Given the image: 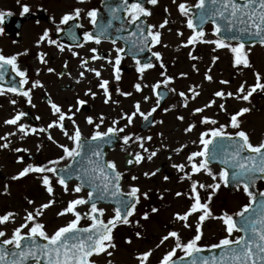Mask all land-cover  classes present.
Returning a JSON list of instances; mask_svg holds the SVG:
<instances>
[{
  "label": "snow or ice",
  "instance_id": "6c2138e0",
  "mask_svg": "<svg viewBox=\"0 0 264 264\" xmlns=\"http://www.w3.org/2000/svg\"><path fill=\"white\" fill-rule=\"evenodd\" d=\"M80 3H84L85 0H78ZM158 0H147L148 4L156 5ZM175 2V0H173ZM197 9H200L199 22L201 25L211 22L214 26L212 35L216 36L217 39L209 40L206 39V33L201 28L196 30L194 26L193 19H189L187 26L193 29V35L188 38L187 44L195 45L196 43L204 44H214L216 49L228 48L234 54V67L243 65L248 67L249 61L247 59V54L245 53V44L237 43L235 46L230 44L228 41L239 40L243 35L247 34L251 37L258 38V43L264 46V0H198L195 5ZM179 11L182 15H188L189 8L181 3L178 6ZM29 8L27 6L23 7V12L27 13ZM82 9L76 8L70 14H65L61 19V24L67 25L70 21H76L81 18ZM123 11L127 13V23L129 25L135 26L136 31L130 33L131 36L137 37V40L132 42V46L128 49V52L134 56L140 52H143L148 48L149 38H151L152 45L161 43V32L156 29V25H148L145 34V29L142 23H138L141 17H148L152 13L139 2L129 3V0H122V4L116 8L112 9L113 14L116 12ZM87 17L90 18V22L95 26L97 22V11L89 10L86 13ZM3 20V15L0 14V22ZM217 21H222L223 25L217 23ZM168 23L167 20L159 25V28H164ZM81 25L77 24L76 27ZM111 26V22L107 26H101L98 30V35H94L92 32L84 33L85 42H94L99 45L101 43V37L105 36L107 27ZM239 26V27H238ZM123 29V25L121 29ZM59 30V29H58ZM235 30V31H234ZM2 31V30H0ZM231 33V35L226 36L225 39H220L221 32ZM182 35V33H178ZM48 36L47 31L41 37V41L46 39ZM117 37L116 39H120ZM142 38V39H140ZM116 39L112 40V43H116ZM49 43H56L55 41H49ZM60 47L59 45H57ZM83 47V44L78 45ZM150 50V49H149ZM215 50V49H214ZM60 51H64L63 47H60ZM92 53H96L95 48L91 49ZM116 58L115 60H108L109 64H112L114 69L115 80H120V64L123 59L121 53L125 52L124 48H116ZM73 56L78 55V53L73 52ZM152 55L157 61L161 60V54L158 52H153ZM41 63H46L43 55L40 57ZM93 60L103 59L102 56L93 55ZM192 59H197V57H192ZM218 59V57H213V63ZM17 57H5L0 53V68L5 65H11L13 71L17 76L21 78V87H10L7 91L15 93L17 95L26 97L28 103L31 104L32 97L30 95V90L25 91L23 85L28 83L26 78V71H22L18 68L16 64ZM89 61L87 59L82 60L81 66L84 67L88 65ZM137 72L143 75L147 69L153 68L155 65L151 62L146 64H141L139 60L136 61ZM67 68V64L64 65ZM160 67L163 69L165 66L161 62ZM95 73L96 77L101 76V72L97 69L90 68L86 69ZM49 72H53L54 69L49 68ZM209 72L211 69L208 70ZM80 75L83 77L84 73L81 72ZM162 75H166L162 73ZM186 74L181 73V76ZM2 78V76H0ZM205 79L212 81L211 75H205ZM264 77H261L259 73H256V84L250 89L245 88L244 84H241L237 89L236 93L224 91H216L213 95L215 97L227 98L233 97L237 100H242L245 102H250L249 98L253 95L257 89L264 91V83L261 81ZM172 82L171 77L165 78V85ZM221 84H227L228 81L221 80ZM109 81L101 80L100 88L104 90L105 101L107 104L111 100V95L108 89ZM42 86L39 82L33 84V87ZM148 85H144L147 87ZM155 91L160 87V83L151 86ZM135 89L137 92L142 91V86L140 83L135 84ZM175 91V89H172ZM192 99H195L200 95L195 88L191 89ZM4 94V90L0 89V95ZM91 94L95 97V93L91 90L86 92L85 95ZM121 95L130 96L132 93H120ZM180 97H183L187 101V97L184 92L178 93ZM145 102L149 100V97H144ZM13 104L16 101H12ZM77 105L83 106L86 104L84 100H77ZM159 99L156 101V107H153L150 111L145 113L141 110V103L137 101L134 104V111L131 114H123L120 119L125 120L126 124L124 127H117L120 124V120H113L112 126L108 127L106 132H100L98 129L100 125L104 123L105 117H99L100 123L97 124L91 116L86 118V122L89 125H94L96 129L90 138H85L78 125H76L73 119L75 113L72 108H69L68 112L71 115L63 112L61 108L55 103L51 104L53 114L57 116V120L52 121L48 124L47 128H40V132H47L48 129L53 127H58L63 135L71 141V146L67 144L57 143L51 134L48 135V139L57 147L62 149V155L59 159L50 160L47 165L33 166L29 165L18 173V175L13 176V180L20 179L29 174V172L35 173H52L57 177V183L63 186L64 191L68 192V181L75 178L79 183L72 190L75 193H80L85 187L89 190L87 192V198H78L69 201L67 207L58 213V216H64L66 214H72L75 218L68 222L65 226L59 227L51 235L47 233L46 226L44 223L40 222V217L44 215V210L48 209L55 203L54 200H49L48 203L40 205L33 211H27L26 215L23 217V223L19 227H16L10 238L0 240V264H28V261H34L35 264H93L91 257L93 255L107 254L112 255L109 249H114L116 245L113 243V229L118 224L128 225L131 223L130 217H132L136 212V206L140 203L141 197L144 199H149L148 192H141V189L137 186H131L127 193H124L121 189V180L123 179V173H121L114 161H103V149L102 143H95L97 141L103 143H111L113 138L119 139L120 133L125 132V128L133 124V121L137 115L143 118L144 121H148L149 117L156 112L157 107H159ZM215 100H211L204 107L196 108L193 115L197 113H203L206 108L212 107L215 104ZM187 107V102L184 104ZM34 107V105H33ZM221 110L226 111L225 105L222 103L219 105ZM76 111H80V107H76ZM167 111V110H165ZM250 111L249 108L244 107L239 109L238 112L231 115L230 122L228 125L220 124L219 127L209 128V130L203 131L199 134V145L202 146L201 150L193 152L188 156V161L191 165V174L185 173L184 179L192 180V175L205 172L207 175L211 176L215 181L217 180V175L214 174L209 167L210 163L213 161H218L222 165H230L233 169L231 173V181L237 185L243 186V192L249 197L250 203L242 208L241 211L230 215L225 212L219 217L212 216L211 209L209 208V203H211V195L208 197L206 203H201L200 194L198 188H210L214 194L219 188L220 183L213 185L200 184L197 181H192L191 192L192 195L189 197L193 202L188 209L183 214L176 213L174 219L183 223L184 228H190L192 225L188 223L189 217L194 213H201L198 217V226L195 229V235L188 240L186 243L182 242V238L177 231H170L167 235L163 236L160 240V244L157 247L163 245L170 238L174 239L175 247L168 251L160 260L159 264H176L173 257L176 255L177 249L185 253L186 256L193 257L191 264H264V199H261L257 203V194H254L250 189L254 187L257 179H264V140L257 144L251 142V138L247 132L241 128L242 121L238 117L243 116L245 113ZM25 115L24 112H19L10 119L4 121L7 125H15L18 131L27 135L26 126L20 124L19 121ZM39 119V117L37 118ZM70 120L73 123V131L69 133L64 125L65 120ZM178 120H183V116H178ZM163 121H160L162 123ZM204 125H216L217 120L210 117H203L200 121ZM197 125L195 123H190L184 131L186 133H191ZM231 127L236 131L234 133H228L226 129ZM32 133H36L37 129L32 128ZM9 135H15V133H9ZM136 141L140 142V147L144 148L143 141L145 139L151 140L152 137H139L137 136ZM0 140L8 141L7 136L0 137ZM123 143L127 145L130 140H133L132 135H124L122 137ZM227 141V143H224ZM10 141L0 144V148H8ZM196 143V141H193ZM17 152L26 151L24 149H16ZM147 152L148 149L144 148ZM178 153L182 149L176 150ZM247 153V155H245ZM157 151H152L147 159L151 160L156 156ZM79 158V160H78ZM197 158H200L197 160ZM144 159L140 154H136L135 163L139 164ZM63 160H71L73 163L67 165L64 168H58L57 166ZM87 163H84V161ZM131 163V161H130ZM78 165L73 167V165ZM51 165V166H49ZM179 171L184 172L185 165H173ZM63 173V174H61ZM145 177H150L156 175L155 172L144 173ZM219 180L227 185L229 183V172L227 168H222L218 174ZM132 180H137V176H132ZM167 180L168 177H165ZM42 183L46 191L51 196L53 194L52 180L48 175L42 176ZM7 188V186H6ZM177 197L184 195V193L177 192ZM258 195L264 198V192L258 193ZM114 201L116 207L114 208V215L111 219H103L105 214L104 208H98L97 204L100 201L108 200ZM162 198V197H161ZM31 205L34 203L32 200H28ZM252 204H256L255 208H252ZM79 205H90L89 210L85 213H80L77 211V206ZM251 212L253 215H246ZM152 213L158 212V209L153 207L151 209ZM17 214L13 212H8L3 216H0V225L6 224L10 220L14 222L15 216ZM149 214L144 213L142 219H148ZM87 217L91 220V224L87 228L79 227L82 218ZM212 217L213 219H218L222 221L225 226V232L227 235L219 241L218 244L212 245V248L223 249L219 258L212 257L211 259L207 257H196L194 254L203 251L201 247L198 246V242L202 239L203 232L201 230V225L206 220V218ZM239 217V222L235 219ZM138 223V222H137ZM24 229H28L27 233H24ZM240 232L244 235L233 239V233ZM7 234L4 231H0V238L5 237ZM137 238H140V233H136ZM41 238L47 241L46 244H39L37 238ZM27 241V243H25ZM131 240H127L126 243H131ZM5 245H12L15 250H8L4 248ZM152 252L146 251L137 257L139 264H148L149 258ZM11 257V259H9ZM183 257H181V260ZM111 264V261H109Z\"/></svg>",
  "mask_w": 264,
  "mask_h": 264
},
{
  "label": "rangeland",
  "instance_id": "374dc122",
  "mask_svg": "<svg viewBox=\"0 0 264 264\" xmlns=\"http://www.w3.org/2000/svg\"><path fill=\"white\" fill-rule=\"evenodd\" d=\"M184 3L186 6L194 4V0H158L156 5H151L150 9L154 12V15L151 19L152 25H156V29L161 32V43H160V51L165 55L169 56L170 58H174L175 62H177L178 67H181L182 69L179 70L178 67L176 68V76L180 77H187V80L190 82H193V76H196V79L200 81V86L197 85V88H200V95L198 96L199 102L197 103V108L204 107L206 104H208L211 100H215L216 103L212 105V107L207 108L206 115H211L212 119H215L218 121V123H222L224 121V118L222 117L223 114L226 115H233L236 112L239 111V109L247 107L250 109L248 113H245L243 116L238 117L239 120L242 121L241 128L247 132L251 138V142L253 144L259 143L264 138V98L259 99V95L264 96V91H261L260 89L257 92H254L253 95L249 98L250 102H245L242 100L234 99L233 97H227V99L224 101L223 98L215 97L213 94L216 91H224L236 93L237 89L241 84L245 85L246 90L250 89L252 86L256 84V73H259L261 77H264V48L262 47H252L250 49L244 50L247 53V59L249 61V65L246 69H243L237 73V69L230 66V60L233 59V53L230 51V49L225 48L221 52H219L216 56L218 59L215 61V67L216 70L213 71L212 81H208L205 79V75H210L209 72L206 71V64H207V57L205 53H210V49L212 48L211 45H207L204 43H196L195 50L197 52L194 53V56H198L197 59H187V51L189 48L191 49L190 44L185 47L184 42L188 40L190 36H192V33L189 32L186 29V21L187 16L182 15L179 11V4ZM167 20L168 23L165 25L164 28H159V25L164 23V21ZM211 28H206L205 33L206 39L214 40L213 38H209V33H211ZM178 33H182V35H179ZM211 61L213 62V57L210 56ZM196 61V63L194 62ZM196 64V69L190 72V75L188 74L189 70L192 65ZM219 64L217 66L216 64ZM55 66V65H53ZM221 69L222 73L221 76L217 75V69ZM224 71V72H223ZM181 73L186 74L185 76H181ZM197 74V75H196ZM223 76V77H222ZM219 80V81H218ZM225 80L229 83L227 84H221L220 81ZM165 79L158 80L156 79V76L150 77V82L153 83V85L157 83H164ZM180 81V80H179ZM196 81V80H195ZM264 83V80L261 81ZM184 84L181 80L179 82V85ZM184 87H186L184 85ZM109 88V86H108ZM65 90V97L61 96V93L57 94L54 93V97L56 100L50 101L51 103H55L56 105L59 104L61 107L63 105H69L72 108V111L75 113V107L77 105L75 98H80L84 101H86V104L88 106H91L90 112L88 113V117L91 116L95 123H97V120L99 117H107L108 115H112V103L109 101V103L105 104V96H104V90L100 91V94L95 92L94 89L91 86H80L74 84L73 82H69L68 87L64 88ZM91 90L92 93H95V97H93L91 94L89 95H83L86 92H89ZM43 92L38 96L40 105L42 106L43 110H37L36 113L39 116L38 124L40 128H47L48 124L51 123L54 120H51L48 116V107L46 103L43 101ZM145 97H147L145 95ZM16 101V100H14ZM137 102V97L135 101H129L128 104L123 103V106L120 108L125 113H132L134 111V104ZM225 105V109L221 110L219 108L220 104ZM149 102H145V100L141 101L142 108H148ZM24 104H18L13 107V112H21L22 107ZM6 104H2V107H0V136L8 135L11 133L10 128H8V125L5 126L4 121L6 119L12 118L11 115L9 116V111L5 110ZM142 110V109H141ZM47 117V118H46ZM38 118V117H37ZM36 118V119H37ZM84 114L79 113L77 117L74 118L76 125L79 126L83 137L89 136V134L93 131L94 125H89L88 123L84 122ZM118 120H120L119 127H124L126 124L125 120H121L118 117ZM138 120L137 117H135L133 124L129 125L125 128L126 130H130L134 127L135 122ZM230 122V121H229ZM228 122V124H229ZM65 125L67 124L66 121L63 122ZM21 124L27 126L25 120L21 121ZM227 124V125H228ZM105 125H101L100 127H103ZM7 127V129H6ZM66 129L69 133L73 131V125H66ZM228 130H235L231 127H228ZM125 133V132H124ZM51 134L53 139L59 143V144H67L71 146L70 143H67L64 140V135L61 132V130H58L56 127H53L51 129H48V135ZM48 135H44L43 132L39 131V134H35L34 137L29 135H23L21 137L20 134V142H19V149H24L26 151H22V153H40V156L42 157L47 153V150H51L54 153V156H57L61 152L60 148L57 147V144H54L52 141L48 139ZM15 141V140H13ZM156 141V139H154ZM5 140H0V144L5 143ZM138 144L134 146H129L128 150L134 152L138 147ZM41 147L43 151L41 150ZM125 147L123 145L118 146L110 155L109 160L114 161L117 165V168L119 169V165L122 162L120 152ZM178 148V147H175ZM0 162H7L6 158L4 157L5 152L2 151ZM35 154V155H36ZM34 155V156H35ZM187 155H182L181 160H185ZM12 166H6L5 169L9 172H14L15 168H17L16 165L11 164ZM150 166V169L155 167V163H150V165H147V162H143L140 165H137L132 172L134 174H142V172H146L147 167ZM5 170V171H6ZM134 174L128 175L127 179L125 180L129 181L131 180V175L134 176ZM160 178V176H159ZM161 179V178H160ZM145 180H140L139 184L143 186ZM199 181V179L197 180ZM217 181H214V184ZM3 185L10 184L8 182L2 183ZM138 185V187H141ZM168 187L170 185H167ZM181 190L180 186H172L171 187V194L168 196V198L164 201L165 206L162 207L158 206V212L153 213L150 215L147 208H142V204L138 205L136 208V214L135 217V224L142 226V229L139 231L140 238H131L129 237V240L132 242L126 243L125 241V233L120 234L122 231V228H118L113 232V235L115 236L117 243L115 244L116 247L114 249H110L109 251L112 252L111 256H108L105 254L100 255H94L91 258V261L93 264H109V261H111V264H139V261L137 260V257L140 256L142 253L146 251H151L152 255L149 258L148 264H159L162 257L170 251L173 247H175L174 239L171 238L168 241H166L163 245L160 247H157L158 244H160V240L163 236L166 235L168 228L170 224H173L174 228L173 231L179 232L182 242L186 243L188 240H190L195 235V229L198 226V217L199 215H192L189 217L188 223L192 225L190 228H184L183 223L180 221L174 220V216L176 213L183 214L184 211L180 208V200L176 199V193ZM211 195V212L212 216L219 217L223 215L225 212L232 215L237 213L241 206L246 203V196L241 192L237 191L234 194H229V198L226 197V195L222 192H215ZM172 196V197H171ZM223 199H225L227 202H223ZM2 199H0V204H2ZM161 203V201H160ZM156 205V204H155ZM80 207L77 206V211L80 212ZM109 209H105V212H108ZM147 212L149 214L148 219H142L144 213ZM110 218V214H107ZM54 218H58L57 224H54L53 227H50L49 230H55V228H59L63 223L70 222L75 217L69 213V218H63L58 215L53 216ZM84 222V221H83ZM138 222V223H137ZM171 226L170 228H172ZM203 232V236L201 239V243L199 245L202 247L212 245L215 243H219L221 239H223L227 233L225 232V226L223 225L222 221L218 219H213L212 217L206 218L205 222L202 224L201 228ZM118 235V236H117ZM117 236V237H116ZM124 236V237H122ZM235 238V234L233 233V237Z\"/></svg>",
  "mask_w": 264,
  "mask_h": 264
},
{
  "label": "flooded vegetation",
  "instance_id": "af4514ba",
  "mask_svg": "<svg viewBox=\"0 0 264 264\" xmlns=\"http://www.w3.org/2000/svg\"><path fill=\"white\" fill-rule=\"evenodd\" d=\"M103 0H85L84 3L78 2V0H0V14L3 15V20L0 22V53L5 57L16 56V64L18 68L22 71H26V78L28 83L23 85L25 91L30 90V95L32 97L31 104L29 108L36 112L42 106L40 105L38 94L42 92H48V96L56 100L54 93H61L62 97H65V87H68L69 82H73L76 85L81 86H91L95 92L100 94V82L103 80V76L110 82L113 86L111 99L117 101L122 97H127L121 95L120 93H132L130 95L131 100L136 96V89L133 88L135 84L140 83L143 85L142 93L148 92L150 86L144 87V85L149 84L150 80L148 71L155 70V66L151 69H147L143 75L137 72V64L135 60L130 57H123L120 64V80L117 81L114 78V71L112 64L108 63V60H115L116 58V48H122L121 41H116L115 44L112 40L101 38V43L99 45L94 42H85L84 33L90 32L93 28L90 18L87 17L86 13L89 10L97 11V23L99 27L107 26L111 22V26L107 27L106 34L107 37H121L126 38L133 30V26L127 23L128 17L127 13L124 12L123 16H119L116 12L115 15L112 12V6L104 5ZM27 6L29 11L27 13L23 12V7ZM145 7L152 13L150 16L146 17L148 25H152L151 19L154 12L149 8L150 5H145ZM82 9L81 18L76 21H70L67 25L61 24V19L65 14H70L74 9ZM108 11V14L106 13ZM108 18L109 22H105L103 19ZM141 23L143 22L140 20ZM81 25L76 27V25ZM123 25V29L121 26ZM59 29V30H58ZM47 31L48 36L46 39L41 41V37ZM49 41H55L56 43H49ZM83 44V47L78 45ZM64 48V51H60V47ZM95 48L96 53H92L91 49ZM152 50L157 52L155 45L152 46ZM78 53V55L73 56L72 53ZM41 55H43L46 63H41ZM93 55L102 56L103 59L93 60ZM87 59L89 61L88 65L84 67L81 66L82 60ZM67 64V68L64 65ZM55 65V66H53ZM54 69L53 72H49L48 69ZM94 68L101 72V76L96 77L95 73L88 71L86 69ZM87 71V76L85 74L83 77L80 75L81 72ZM108 72V73H107ZM164 72L163 70H159ZM39 82V85L33 87V84ZM169 92V90L167 89ZM187 96V95H186ZM189 97L191 96L188 95ZM23 98V96H21ZM26 98V97H25ZM169 98V97H168ZM27 99V98H26ZM34 105V107H33ZM113 107V106H112ZM121 105L119 106L120 109ZM182 104H178L177 110H173L178 116H183L184 119L177 120L175 131L180 132V124H182L181 133L188 134L184 129L190 124L194 123L193 112L189 113L187 108ZM118 106L112 109V115L116 114ZM61 110L68 115L69 105H63ZM160 110H156L153 113L158 114ZM78 113V112H77ZM112 115L110 116V123H112ZM38 116V115H37ZM49 117H55L53 110H48ZM175 117V118H177ZM107 130H104V132ZM103 132V131H102ZM92 133L89 134L90 138ZM165 139V138H164ZM157 147V146H156ZM159 149L162 151L163 146ZM62 150L55 159H59L62 155ZM0 172H3L0 169ZM13 176H3L0 173V180L6 178L8 180H13ZM29 178L34 179L30 187L34 189L31 193L28 190H23L16 192L17 196L11 195L7 196L5 192L0 191V199H2V204H0V216L8 212H13L21 214L20 219H14V222L10 220L6 224L0 225V231H4L7 235L0 238L6 239L10 238L13 230L22 224L23 217L26 215V210H29L32 206L42 205L41 198H48L49 193L42 183V177L39 175H33ZM23 180L26 178L23 177ZM57 180H52V187L57 186ZM9 192V191H6ZM54 192V189H53ZM38 195L40 197H38ZM58 197L64 196V191H60L57 194ZM19 199V200H18ZM28 200H33V204H29ZM8 206L6 207L5 205ZM16 204L19 205L16 206ZM30 206V207H29ZM47 209L44 210V213ZM16 215V216H17ZM43 217V216H42ZM42 217H40V222L44 223L46 228L53 224V219L49 222H43ZM46 230V229H45ZM28 229H24V233H27ZM12 246V245H8Z\"/></svg>",
  "mask_w": 264,
  "mask_h": 264
},
{
  "label": "water",
  "instance_id": "95a60500",
  "mask_svg": "<svg viewBox=\"0 0 264 264\" xmlns=\"http://www.w3.org/2000/svg\"><path fill=\"white\" fill-rule=\"evenodd\" d=\"M131 1V0H130ZM132 1H135V0H132ZM200 9H197L196 7L194 9H192V12H193V21H196L195 24L197 25V27H200L202 26L199 22V14H200ZM208 23H211V22H208ZM217 23L223 25V22L222 21H217ZM212 24V23H211ZM204 25V24H203ZM239 27V26H238ZM235 31V30H234ZM231 35V33H227V32H221L220 33V36L219 38L220 39H225L226 36H229ZM234 41V42H239V43H244L245 45H250V44H253L255 42H258V38H255V37H251L247 34L243 35L239 40H231V42ZM97 143V142H95ZM224 143H227V141H224ZM247 155V153L245 154ZM79 160V158H78ZM218 162V161H217ZM73 162H71L72 164ZM84 163H87V161L85 160ZM219 163V162H218ZM219 165H221L220 167L221 168H227L228 172H229V183L226 185V187L228 188V190H231V188H233L235 186V184L231 181V173L233 171V169L231 168L230 165H222L219 163ZM78 165H73V167H77ZM258 180V179H257ZM261 180H264V179H261ZM261 199H264L260 196L257 197V203H259V201ZM105 201H108V200H105ZM114 203V202H113ZM115 204V203H114ZM116 206V204H115ZM252 208H255L256 207V204H252L251 206ZM246 215H253L252 212H251V209L249 211V213H247ZM235 219L237 220V222H239V217H235ZM241 235H244L243 233H240ZM37 242L39 244H46L47 241H44V240H39L37 238ZM25 243H27V241H25ZM4 248H6V246H3ZM7 249V248H6ZM8 250H15L13 248L11 249H8ZM223 249H220V248H213V249H210V250H204V251H201L200 253H196L194 254L196 257H207L209 259H211L212 257H216V258H219L221 253H222ZM9 259H11V257H9ZM193 259V257H185L183 258L182 260L179 259V260H176V264H191V260ZM28 264H35L34 261H31L29 260L28 261ZM41 264H43V262H41Z\"/></svg>",
  "mask_w": 264,
  "mask_h": 264
}]
</instances>
